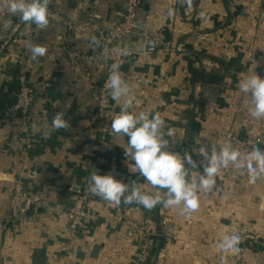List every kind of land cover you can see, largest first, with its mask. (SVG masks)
I'll use <instances>...</instances> for the list:
<instances>
[{"label":"crops","instance_id":"obj_1","mask_svg":"<svg viewBox=\"0 0 264 264\" xmlns=\"http://www.w3.org/2000/svg\"><path fill=\"white\" fill-rule=\"evenodd\" d=\"M93 1L54 0L46 29L30 23L0 53V264H135L139 236L128 221L159 234L154 264H264V176L253 183L231 165L220 170L211 191L198 194L191 214L91 201L83 229L71 234L69 210L86 192L92 171L124 183L138 180L151 190L129 171L128 137L113 139L111 121L121 105L110 96L103 115L98 112L108 67L96 57L98 44L90 43L98 41L88 21ZM126 2L99 1L100 30L108 32L122 19ZM15 21L0 23V44ZM28 43L46 47V54L33 61ZM124 46L133 53L121 66L135 96L131 111L158 112L171 151L192 152L199 140L210 152L212 143L255 142L264 133V120L251 117L238 86L242 74L264 78V0H193L191 8L181 0H146ZM20 64L37 93L29 126L6 111L15 101ZM62 110L70 128L46 135ZM18 187L45 204L15 220ZM232 234L240 237L236 254L219 248Z\"/></svg>","mask_w":264,"mask_h":264},{"label":"clouds","instance_id":"obj_2","mask_svg":"<svg viewBox=\"0 0 264 264\" xmlns=\"http://www.w3.org/2000/svg\"><path fill=\"white\" fill-rule=\"evenodd\" d=\"M50 0H0V5L6 6L13 15H19L22 22L34 24L38 29L48 27ZM191 8L193 0H181ZM170 16L173 10H169ZM203 15V14H202ZM91 44H98L95 37ZM31 52V59L37 60L46 54L47 49L41 45L27 44ZM118 55H127L128 49L118 51ZM239 90L248 99V112L256 120H264V78L256 72L242 74L239 81ZM105 88L109 90L111 98L121 105V111L111 121L113 139L128 137L127 146L123 147L128 161H133L128 168L132 174H138L150 186V191H145L138 180L124 183L115 178L111 173L101 175L92 171L86 180L85 191L94 197L120 205H141L148 210L156 208H180L182 214H191L199 207L200 192H209L216 183V176L221 169L231 165L241 175L247 174L250 182H255L264 176V150L253 146L251 151L241 153L230 143L217 145L211 144V151L207 144L197 141L198 149L186 151L183 155L169 149L170 141L165 138L163 131L165 121L161 115L141 111L138 114L131 111L135 96L129 83L124 79L121 64H111ZM34 131H39L38 126L32 125ZM68 130L70 123L65 119V111H59L51 121V129ZM168 136L172 133L169 131ZM193 152L202 157L200 162L203 172L192 170L198 168V162L193 159ZM189 165L190 167H186ZM240 237L236 234L224 235L219 243V248L226 253L236 254L240 251L238 245Z\"/></svg>","mask_w":264,"mask_h":264},{"label":"built area","instance_id":"obj_3","mask_svg":"<svg viewBox=\"0 0 264 264\" xmlns=\"http://www.w3.org/2000/svg\"><path fill=\"white\" fill-rule=\"evenodd\" d=\"M100 0H94L92 2L91 12L88 16V21L92 28L98 32V51L96 57L102 59L108 69L101 86L99 96H98V112L100 116L103 115L104 110L110 101L109 90L105 88V83L110 73L111 64L114 62H119L122 64L125 60L131 58L133 53L128 50L127 55H118V51L125 49L124 42L127 38H130L136 32V16L140 13L141 7L146 2V0H127L125 5V12L122 19L116 22L113 27L105 32L100 30L99 27V16L97 15L96 8ZM53 2H49V13L53 11ZM15 18V23L12 24L11 29L0 44V53L7 50L13 43L19 41L24 30L30 23L22 22L19 15L11 14L6 6L0 5V23L4 20ZM69 56L74 58L77 57L75 52L69 51ZM17 91L15 93V101L12 105L6 107L7 113L19 115L23 125L29 126L33 119V108L36 101V90L30 85L27 78L26 70L23 65L20 64L19 73L16 79ZM259 144L264 147V133L258 140L251 141L240 138L233 139V146L238 148L241 153H246L251 151L252 147ZM203 158L196 159L198 162L199 172H203V166L200 163ZM91 201H104L99 197H94L89 193H81L73 201L69 210V228L73 237L77 236L79 232L83 229L85 221L87 218L86 207ZM38 198H33L27 192H24L20 187L16 188L14 196L12 198L13 206V218L15 220L22 218L26 215L28 208L34 204L39 203ZM123 202V201H122ZM45 204V202H40ZM129 206V205H124ZM132 228L137 231L139 236V245L137 246V252L135 254L136 262L135 264H154L153 261V251L156 248L157 238L160 237L159 234L152 230L149 225L145 223L127 222Z\"/></svg>","mask_w":264,"mask_h":264},{"label":"trees","instance_id":"obj_4","mask_svg":"<svg viewBox=\"0 0 264 264\" xmlns=\"http://www.w3.org/2000/svg\"><path fill=\"white\" fill-rule=\"evenodd\" d=\"M16 84V83H15ZM16 91H17V84H16ZM0 104H3V102H1Z\"/></svg>","mask_w":264,"mask_h":264}]
</instances>
